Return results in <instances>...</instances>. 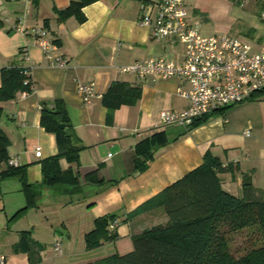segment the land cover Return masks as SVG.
<instances>
[{"label":"crops","instance_id":"obj_1","mask_svg":"<svg viewBox=\"0 0 264 264\" xmlns=\"http://www.w3.org/2000/svg\"><path fill=\"white\" fill-rule=\"evenodd\" d=\"M70 1L0 0V69L26 67L32 82L30 93L18 92L0 102L8 157L26 167L30 185L24 188L18 177L0 181L3 264H89L130 252L133 235L168 224L162 207L136 210L199 166L206 153L230 165L219 175L224 190L241 197L242 175L248 174L256 193L264 191V93L214 111L189 130L163 126L160 111L187 107L188 101L178 94L186 85L173 77L136 78L119 73L117 67L154 57L176 61L182 57V47L171 39L150 37L139 23L141 0H96L82 9L83 22L74 17L58 21L56 11ZM184 4L200 34L225 33L249 44L252 51L264 49L260 0H249L251 13L239 11L234 0H184ZM239 20L242 35L231 34ZM40 28L46 29L54 46L51 54L65 59L67 67L51 65L34 43ZM91 81L101 97L85 104L76 85ZM116 81L139 87L141 94L135 104L108 113L101 98ZM56 99L65 102L72 130L84 148L78 164L59 160L60 170L70 169L76 183L47 187L41 184L40 161L57 149L54 135L39 124L40 110L42 104L50 107ZM246 130L249 136L244 135ZM140 143L143 149H138ZM36 147L40 157L35 155ZM142 151L151 152L152 158L143 171H134L135 160H144ZM26 205L25 213L7 224ZM106 215L117 220V238L87 250L85 234L94 228L95 219ZM56 242L60 252L54 249Z\"/></svg>","mask_w":264,"mask_h":264},{"label":"trees","instance_id":"obj_2","mask_svg":"<svg viewBox=\"0 0 264 264\" xmlns=\"http://www.w3.org/2000/svg\"><path fill=\"white\" fill-rule=\"evenodd\" d=\"M96 0H72L62 10L56 11L57 20L74 17L79 23L85 16L82 9ZM26 67L9 66L0 69V102L13 99L18 92L32 91L30 75ZM27 80L28 83L24 84ZM264 93L258 92L252 98ZM140 88L126 82H112L102 95L101 101L108 113L121 105H133L140 98ZM251 98V99H252ZM213 113V112H212ZM195 119L185 129L203 124L213 114ZM2 110L0 107V118ZM40 126L52 133L56 141L55 155L40 161L41 184L47 187L76 183L72 171H61L59 160L78 164L79 152L84 148L77 140L63 99H56L52 106L42 104ZM9 140L0 127V181L18 177L24 188L25 166L10 167L6 164ZM143 143L137 147L142 148ZM144 160H135L134 171H143L151 152L142 151ZM230 169L210 153L203 156L202 163L163 191L141 205L136 212L162 207L167 218L166 226L144 230L132 236V250L125 254H112L89 264H264V191H255L248 174L242 175L243 195L237 197L224 190L219 175ZM27 205L15 212L8 222L20 218ZM113 216L95 219L94 228L85 234L87 250L99 247L103 242L115 240L117 233L109 224ZM248 231L250 245L235 256L230 250V235ZM25 240L22 241V243ZM248 241V242H249Z\"/></svg>","mask_w":264,"mask_h":264},{"label":"built area","instance_id":"obj_3","mask_svg":"<svg viewBox=\"0 0 264 264\" xmlns=\"http://www.w3.org/2000/svg\"><path fill=\"white\" fill-rule=\"evenodd\" d=\"M264 4V0H260ZM239 6H245L249 0H234ZM143 10L139 18L140 25L149 30L155 40L171 39L182 47V57L176 61L164 57L137 60L117 67L121 74L136 78L153 79L177 78L186 89H178V94L188 101L185 109L179 111L162 110L159 122L163 126H189L195 119L225 107L234 106L250 100L254 94L264 91V49L252 51L249 44L228 34L205 36L198 32L196 25L190 21L184 0H141ZM155 9L152 15V9ZM259 18L264 20V7ZM21 30V27L18 28ZM34 43L42 50L51 65L67 67V62L60 56L52 55L54 46L47 37L44 28L37 29ZM26 56V48L22 49ZM25 74L30 75L29 69ZM28 83L27 80L24 84ZM76 91L85 104H91L101 97L93 81L78 83ZM22 96L28 94L21 92ZM249 136V130L244 132ZM35 155L40 157V147L35 148ZM6 164L19 166L14 157H9ZM117 220L109 226L114 228ZM60 244L54 249L60 252ZM4 256H0V264Z\"/></svg>","mask_w":264,"mask_h":264},{"label":"rangeland","instance_id":"obj_4","mask_svg":"<svg viewBox=\"0 0 264 264\" xmlns=\"http://www.w3.org/2000/svg\"><path fill=\"white\" fill-rule=\"evenodd\" d=\"M235 4H236V8L241 12H247V13L253 12V11H251L252 10L251 6L248 4L245 6H239V4H237V3H235ZM240 26H242V24H240V20H239V22L236 25H234L233 28L230 30V33L242 35V33H239ZM11 215H12V213H11ZM7 224H9L8 221H7ZM2 229H3V227H2ZM250 234H251L250 232L244 231V232H238V233H234V234L230 235V240H229L230 250L232 251V253L235 256L242 254L244 252V250L251 244L249 241V239L251 238ZM131 241H132V237H131Z\"/></svg>","mask_w":264,"mask_h":264}]
</instances>
